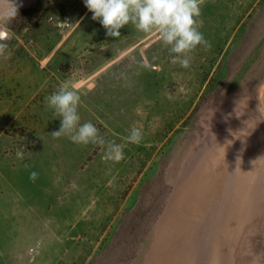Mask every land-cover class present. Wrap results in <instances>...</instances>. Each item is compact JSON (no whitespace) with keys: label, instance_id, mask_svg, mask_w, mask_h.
I'll use <instances>...</instances> for the list:
<instances>
[{"label":"rangeland","instance_id":"obj_1","mask_svg":"<svg viewBox=\"0 0 264 264\" xmlns=\"http://www.w3.org/2000/svg\"><path fill=\"white\" fill-rule=\"evenodd\" d=\"M197 19L212 48L185 69L131 23L108 37L83 0L18 10L0 57V264H264V0H203ZM62 82L121 162L51 136Z\"/></svg>","mask_w":264,"mask_h":264},{"label":"clouds","instance_id":"obj_2","mask_svg":"<svg viewBox=\"0 0 264 264\" xmlns=\"http://www.w3.org/2000/svg\"><path fill=\"white\" fill-rule=\"evenodd\" d=\"M84 5L92 13V19L106 30V35L119 38L120 29L131 23L135 29L144 34L155 33L157 39L168 47L170 62L182 68L190 67L189 53L201 46L205 51L212 48V43L205 39L199 30L203 0H83ZM16 0H0V57L7 60L8 44L11 34L7 25L18 16L22 7ZM134 59V58H133ZM155 59V57L153 58ZM140 66L152 70L155 65L147 59L140 61ZM121 73L117 78H122ZM46 108L53 110L59 117L58 131L51 132L54 139L67 137L77 145H98L102 150L101 159L105 162L119 163L124 159L123 147L114 140H106L100 135L92 122L80 123L78 107L81 96L68 82H62L58 89L45 98ZM127 143L139 146L143 140L142 131L133 127L125 138ZM18 160L24 159V152H16ZM25 168L28 165H24ZM38 173L32 171L29 179L33 182Z\"/></svg>","mask_w":264,"mask_h":264},{"label":"built area","instance_id":"obj_3","mask_svg":"<svg viewBox=\"0 0 264 264\" xmlns=\"http://www.w3.org/2000/svg\"><path fill=\"white\" fill-rule=\"evenodd\" d=\"M55 26L61 31H68L73 27V19L69 14H62L57 17L52 16Z\"/></svg>","mask_w":264,"mask_h":264},{"label":"crops","instance_id":"obj_4","mask_svg":"<svg viewBox=\"0 0 264 264\" xmlns=\"http://www.w3.org/2000/svg\"><path fill=\"white\" fill-rule=\"evenodd\" d=\"M16 2H17L18 4H22V5H23L22 7H24L25 4H26V2H27V0H16ZM22 7H20V8H22ZM20 8H19V9H20Z\"/></svg>","mask_w":264,"mask_h":264}]
</instances>
